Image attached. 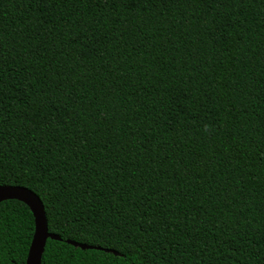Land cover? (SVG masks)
Listing matches in <instances>:
<instances>
[{
	"label": "trees",
	"instance_id": "1",
	"mask_svg": "<svg viewBox=\"0 0 264 264\" xmlns=\"http://www.w3.org/2000/svg\"><path fill=\"white\" fill-rule=\"evenodd\" d=\"M0 186L41 264H264V0H0Z\"/></svg>",
	"mask_w": 264,
	"mask_h": 264
},
{
	"label": "water",
	"instance_id": "2",
	"mask_svg": "<svg viewBox=\"0 0 264 264\" xmlns=\"http://www.w3.org/2000/svg\"><path fill=\"white\" fill-rule=\"evenodd\" d=\"M14 200L24 204L32 214L34 220V233L28 250L25 264H41V257L44 252L46 241H61L53 234L48 233L45 212L39 198L31 191L22 187L0 186V203ZM65 243L80 250H102L100 248L75 243L66 240ZM108 252V250H104ZM116 254V253H113Z\"/></svg>",
	"mask_w": 264,
	"mask_h": 264
}]
</instances>
